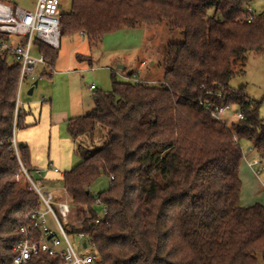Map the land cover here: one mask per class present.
<instances>
[{"label": "trees", "instance_id": "obj_1", "mask_svg": "<svg viewBox=\"0 0 264 264\" xmlns=\"http://www.w3.org/2000/svg\"><path fill=\"white\" fill-rule=\"evenodd\" d=\"M250 1L72 0L71 11H61V39L84 36L91 47L107 33L143 24L165 23L184 33L183 41L165 50L164 81H119L113 71L111 90L97 92L90 110L68 120L82 159L60 181L73 210L80 215L86 207L91 213L74 230L94 241L99 264H258L260 255L264 259V202H246L241 175L242 141L264 157L261 103L249 100L244 88L228 87L244 72L249 53L264 48V15L250 20ZM34 43L46 62L42 76H51L59 49ZM20 73L21 63L0 53V139L5 140L0 264L16 256L20 228L40 201L26 182L16 181L22 167L10 149L26 111L21 106L16 114ZM203 100L231 104L244 119L229 127L210 115ZM98 132L104 133L102 142ZM21 147V161L34 174L30 153ZM102 175L109 176L110 187L95 194L91 186ZM97 199L109 210L100 226L94 223ZM38 264H58V259Z\"/></svg>", "mask_w": 264, "mask_h": 264}, {"label": "rangeland", "instance_id": "obj_2", "mask_svg": "<svg viewBox=\"0 0 264 264\" xmlns=\"http://www.w3.org/2000/svg\"><path fill=\"white\" fill-rule=\"evenodd\" d=\"M2 1L26 9H34L37 2V0ZM253 5L257 12L264 15V0H256ZM71 9L72 0H62L61 11L69 12ZM213 12L214 10L210 11L211 14ZM183 40L184 33L181 30L171 31L165 23L154 26L143 24L107 33L103 42L95 47H91L84 36L63 37L51 76L41 77L31 95L28 94L31 87L30 81L20 91V104L22 103L21 106L26 109V115L28 116L26 127L30 125L28 123L37 121L35 126H37L36 130L38 131V147L46 160L51 165H56L61 172H64L68 170L69 164L62 165L61 160L65 161L67 159V162L70 161V169L82 159L76 152L75 142L67 130L69 118L76 114L69 110L70 97H79L83 112H87L94 106L97 92L111 90L113 71L116 72V78L119 81L129 80L128 72H134L140 80L151 85H157L159 82L164 81L163 60L166 48L171 42ZM80 55L85 58L78 59ZM142 61H144L143 64H141ZM243 70V73L235 74L231 78L228 87L234 91L244 88L249 100L260 102L259 114L264 119V48L261 51L249 53L248 62ZM39 71L41 73V67H39ZM92 84L97 87V90L91 89ZM44 97H46L47 102H43ZM51 99L53 110L50 113L44 108L43 112L41 104L48 103L50 105ZM41 110L42 115H40ZM84 113H79V115ZM223 119L229 127L239 123L238 118L231 113L224 115ZM18 132L17 127L15 138ZM97 139V141L102 142L104 133L98 132ZM241 147L247 160L258 157L256 151L250 150L251 145L247 141H242ZM244 163L241 175L244 182L243 195L248 198H245L246 202L252 204L256 201L255 198L264 201V191L260 188V182H264V163L260 165L262 169L261 181L251 172L245 160ZM21 183H25L23 178H21ZM109 187V176L102 175L92 184L91 191L98 194L107 191ZM68 194L67 196H69ZM53 205L58 211L57 204L54 203ZM95 209L97 213H102L101 206L96 205ZM87 211L86 207H82V213L78 215L73 210L68 220L69 231L79 226V221L87 216ZM46 216L50 226L55 228L51 220L52 217L48 214ZM70 236L74 243L80 241V237L76 233H71ZM258 264H264L262 255L258 257Z\"/></svg>", "mask_w": 264, "mask_h": 264}, {"label": "built area", "instance_id": "obj_3", "mask_svg": "<svg viewBox=\"0 0 264 264\" xmlns=\"http://www.w3.org/2000/svg\"><path fill=\"white\" fill-rule=\"evenodd\" d=\"M254 1L256 0H251L247 5L250 20L259 13L253 5ZM61 4L62 0H37L34 9H26L0 0V53L8 54L21 63L16 114L22 110V103L20 104L22 87L30 82L32 86L35 81L43 77L42 68L46 64L45 58L36 52L34 42L39 40L54 48L61 46ZM128 79L145 82L135 74ZM91 88L96 89V86L92 85ZM200 103L218 121L224 122L223 116L229 113L236 116L239 122L244 119V113L234 109L231 104H218L212 100H203ZM235 141L236 143L239 141L237 135ZM11 142L10 149L22 167V176L17 175L16 179L21 181L23 178L29 189L39 195L40 201L39 207L30 213L28 224L20 228L23 239L15 246L16 256L10 264H38L53 258L58 259V264H99L100 256L96 252L94 241L82 231L68 229V220L73 208L67 189L63 187L56 191L47 187L41 179V169H34L37 177L30 173L21 161L23 148L17 142L15 133ZM4 145L5 140L0 139V148ZM244 157L250 170L261 181L260 165L264 163V157H254L252 160H247L245 155ZM262 190L264 191V182H262ZM54 203L57 204L58 211L54 208ZM96 205L102 207V213H97L94 219L95 225L100 226L106 221L109 210L100 199L96 200ZM47 214L52 217L55 228L50 226ZM86 217H91V213H87ZM85 218L79 221L76 229L81 227ZM71 233H76L80 237L78 243L72 241Z\"/></svg>", "mask_w": 264, "mask_h": 264}, {"label": "crops", "instance_id": "obj_4", "mask_svg": "<svg viewBox=\"0 0 264 264\" xmlns=\"http://www.w3.org/2000/svg\"><path fill=\"white\" fill-rule=\"evenodd\" d=\"M143 63H144V61L141 62V64H143ZM92 85H94V84H92ZM93 90H97V87H96V89H93ZM45 98L46 97H44L43 102L44 101L47 102V99H45ZM68 107H69L70 111H72L73 113H76L75 116H73V117L79 116V113H84L83 112V106H82V103L80 102L79 97H74V98L70 97ZM41 108H42L43 112H44V108H45L51 113V110H53L52 99L50 100V105L48 103L45 105L41 104ZM29 110L31 111V109H29ZM42 110L40 112V115H42ZM26 114H27V111L24 112V117H23L22 123L18 127L19 132L17 133L16 140L19 142L20 145L27 147V149L30 153V160H31L32 167L34 169H41L42 170L41 179L45 182V185L51 189L59 191V189L62 188L60 180L63 178L64 173L71 169V168L69 169L71 163H70V161L67 162V159L65 161L61 160L62 165L69 164V166L67 167L68 170L61 172V170L56 165H51L50 162L48 160H46V158L41 153V151L39 150V147H38V145H39V141L37 140L38 131L36 130L37 126H35L37 124V121L35 120V123L34 122L28 123L30 125L26 127V121L28 118V116ZM15 136H16V134H15ZM262 182L263 181L260 182V188L261 189H262ZM261 192H263V191H261ZM243 197H244V199L246 198L245 195H243ZM246 199H248V198H246ZM255 200H258V199L255 198ZM259 201L264 202L263 200H259Z\"/></svg>", "mask_w": 264, "mask_h": 264}, {"label": "water", "instance_id": "obj_5", "mask_svg": "<svg viewBox=\"0 0 264 264\" xmlns=\"http://www.w3.org/2000/svg\"><path fill=\"white\" fill-rule=\"evenodd\" d=\"M38 85V81H35L34 84L30 87L28 94L31 95L33 93L34 87Z\"/></svg>", "mask_w": 264, "mask_h": 264}]
</instances>
